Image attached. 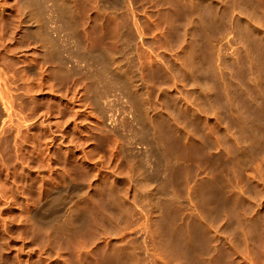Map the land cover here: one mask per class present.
I'll list each match as a JSON object with an SVG mask.
<instances>
[{
  "label": "bare ground",
  "instance_id": "6f19581e",
  "mask_svg": "<svg viewBox=\"0 0 264 264\" xmlns=\"http://www.w3.org/2000/svg\"><path fill=\"white\" fill-rule=\"evenodd\" d=\"M30 1L16 2L11 41L24 33L30 40L24 43L35 45L40 51L36 55L49 62L60 54L55 58L54 33L66 45L74 41L80 50L82 33L92 50L72 55V44V54L64 58L70 64L59 58L56 70L24 61L19 70L16 67L21 73L17 79L19 74L11 72V54L22 48L8 51L0 30V249L10 250L12 220L35 222L49 199L68 195L74 175L71 162L72 170L73 163L84 165L98 181L96 204L86 203L82 210L69 204L49 225L72 231L90 224L88 231H81L82 238L67 254V238L63 237L65 245L59 241L63 249L54 238L47 237L49 244L42 236L37 241V228L31 230L30 224L29 237L33 234L34 240L31 237L27 244L18 235L19 249L13 251L17 264H30L31 252L39 251L34 245L51 247V241L57 249L53 254L48 247L49 253L45 251L53 257L39 251L51 259L48 264H264V0H33L40 8L38 15L27 5ZM2 5L0 17L7 15ZM92 17L99 19L98 26L105 23L101 28L107 30L106 40L91 35ZM110 39L130 45L132 55L122 50L125 45L117 52L107 51L102 42ZM91 55H98L97 71L99 63ZM88 60L97 63L89 79L104 82L98 87L103 88L99 98L117 89L125 99L119 101L117 116L91 109L96 98L90 89V107L80 77L65 79L59 74L52 79L48 74L50 69L56 74L66 68L79 75L94 67ZM31 70L37 72L36 81ZM124 125L130 135L119 146L123 136L117 133ZM108 135L121 140L111 141ZM93 136L107 142L102 154L95 151L103 146L99 148L98 140L91 149L96 153L89 152ZM8 146L13 161L6 155ZM16 195L23 211L14 220L13 210L20 208ZM86 210L91 222L84 218L87 212L82 215Z\"/></svg>",
  "mask_w": 264,
  "mask_h": 264
},
{
  "label": "rangeland",
  "instance_id": "374dc122",
  "mask_svg": "<svg viewBox=\"0 0 264 264\" xmlns=\"http://www.w3.org/2000/svg\"><path fill=\"white\" fill-rule=\"evenodd\" d=\"M17 1H18V0H0V4H1V5L3 4V5H2V8H4V10L6 11L5 14H7V15H4L3 17H0V30L2 29V30L4 31V34H5L3 42H4V44L6 45V49L8 48V49H7L8 51H9V50H12V49H13V50H14V49L18 50L17 48H20V46H21V48L23 49V50L20 49V50H18V51H15V50H14V53H15V54H11L12 56H14V57L12 58L13 61H14V59H15V61L13 62V63H15V64H14V68H12V69H15V70L13 71V70L11 69V70H12L11 72L15 73V75H16V74H19V75L17 76V79H18V78L20 77L21 73H19V72H17V71L20 69V66H22L24 63H26V62L29 61V60L35 62V63H34V66H35L36 68L38 67V69H39V66H40V64H41V65L44 66V67L47 66V68L53 66V68H55V70H56V68L60 66V65L57 66V65H58V64H57V61H59L60 59H61V61H65L64 63H65L66 65H67V62H68V64H70L69 61H67V60L64 59V58H65L67 55H69L71 52H72V53H73L74 51L76 52V50H77V52H78L80 49H77L78 46H76V44H73L74 41L70 43L71 40L68 41V43H67V45H66L65 41L60 40L61 38L59 39V37H56V36H59L58 34H55V33H54V34H53V37H55V38H54V39L52 38V39H53V42H55V43H53L54 46H55V49H56V51H55L56 54L54 55L55 58H56V55H57L58 53H60V54H58L60 57L57 56L58 59H59V58H60V59H59V60L57 59V61H56V60L53 61L54 64H53V62H49V61H47V60H42L41 57H39L38 55H36V53H37V54H40V51H39L38 48L35 47V45H34V47L32 48L33 45H31V44H25V43H27V40L29 41L28 43H30V40L27 38V36L23 35L24 33L22 34V33L18 32V33H17L18 35H17L16 32H15L14 34H16V35H15L16 38H15V40H12V41H11V39H10V36H11V35H9V33L13 34L12 31L14 30V25H15V22H16V21H15V20H16V12H15V7H16V6H15V5H16V2H17ZM32 2H34L36 5H35L34 3H32ZM153 2H157V0H156V1H155V0H152V3H153ZM29 3H30V5H28ZM51 3H52V2L50 1L48 4H51ZM32 4H33V5H32ZM37 4H38V3H37L36 1H33V0L27 3V5L29 6V8H30V6H31V9L34 11V13H35L36 15L40 14V12H39V11H40V8H39V9H38L37 7H36L37 9L35 8V6H37ZM38 7H39V5H38ZM14 13H15V14H14ZM78 15H79V13H78ZM1 19H3V20H1ZM12 19H13V20H12ZM92 19H95V21H94V20L92 21ZM79 20H80V19H79ZM79 20H78V26H79V24H81V21H79ZM98 21H99V19H96L95 17H92V18H91L90 22H91L92 24H91V25L89 24V26H90V27L92 26V27L94 28V30H92L93 32L95 31V34H92V32H91V35H92V36L95 35L96 37H97V36H98V37L100 36V37H102V38L104 37L105 39H102V41H104V40H106V37L108 38L107 34H104L105 31H107V30L104 31V29H106V28H105V27L101 28L102 26H104L103 24H105V23H102V21H101L100 24H102V26H98V25H97V24L99 23ZM95 22H96L97 24H96ZM93 23H94L95 25H94ZM100 24H99V25H100ZM105 26H106V25H105ZM11 27H12V28H11ZM92 27H91V29H93ZM80 28H81V27L79 26V31L81 32V29H80ZM98 28H99V29H98ZM12 29H13V30H12ZM99 31H100L101 33H100ZM103 31H104V33H103ZM102 33H103V36H101ZM79 34H80V41H81V42L83 41V42L80 44V46L82 47V49H81L80 51H82V52H83V50H84V51H85V50L88 51V49L91 48V47H88V44H89V43H88L87 41L85 42V38H84V36L81 35L82 33H79ZM96 34H97V35H96ZM104 35H105L106 37H105ZM92 36H91V37H92ZM96 37H93V38H96ZM24 41H25V43H24ZM102 41H101V42H102ZM111 41H112V40L110 39V40H108V41L102 42V44L104 43V45H103L102 47H104L105 49L108 47L109 49L107 48V49H108V50L106 49L107 51H109V50L111 49L110 52H112V51H113V52H114V51L117 52V50H118V51L120 50V47L122 48V47L125 45L126 47L124 46L122 50H123L126 54L128 53L129 56L132 55V52H131L132 50H131V48H130V49L128 48V47H131L130 45L125 44L124 41L122 42L121 40H120V41H118V40H117V41H116V40H113L115 43H114V42H111ZM15 42H16V43H15ZM66 42H67V41H66ZM110 42H111V43H110ZM118 42H120V43H118ZM121 42L124 43V44H121ZM1 43H2V41L0 40V45H1ZM85 43L87 44V46H86ZM55 44H56V45H55ZM58 44H59V45H58ZM72 44H73L74 46H73ZM99 44H101V43H99ZM102 44H101V45H102ZM106 44H108V45H106ZM157 44H159V43L157 42L156 45H157ZM26 45H28L29 47H25ZM30 45H31V46H30ZM69 45H70V46H69ZM82 45H83V46H82ZM101 45H100V46H101ZM109 45H111V46H109ZM120 45H121V46H120ZM156 45H155V47H156ZM23 46H24L25 49L23 48ZM66 46H67V48H65ZM72 46H73L74 48H76V49H74ZM100 46L98 45V47H97V46H94V47H97V48L99 49ZM117 46H119V47H117ZM127 46H128V47H127ZM157 46H159V45H157ZM69 47H70V49H69ZM83 47H84V48H83ZM85 47H86V48H85ZM64 48H65V49H64ZM71 48H73L72 51H71ZM87 48H88V49H87ZM97 48H96V49H97ZM127 48H128V49H127ZM93 49H94V48H93ZM98 49H97V50H98ZM114 49H116V50H114ZM124 49H126L127 52H126V50H124ZM156 49H157V47H156ZM25 50H26V51L28 50L27 53H29V50H30V51H31L30 54L25 53V52H26ZM37 50H38V51H37ZM64 50H65V51H64ZM67 50H68V51H67ZM91 50H92V48H91ZM21 51H23V52H21ZM32 51H33V52L35 51V52L33 53ZM59 51H60V52H59ZM70 51H71V52H70ZM17 52H18V53L21 52L20 55H19V54H16ZM66 52H67V53H66ZM68 52H69V53H68ZM75 52H74L73 54H72V53H71V54L74 55ZM94 52H97V51L95 50V51L91 52V54H93ZM113 52H112V53H113ZM130 52H131V53H130ZM22 53H25V54H26L27 60H26V57H24L25 55L23 56ZM31 53H33V54H31ZM21 54H22V56H21ZM94 54H95V53H94ZM130 54H131V55H130ZM9 55H10V54H9ZM16 55H17V56L19 55V56L17 57ZM27 55H31V56L28 57ZM128 55H127V56H128ZM12 56H11V57H12ZM129 56H128V58H129ZM16 57L18 58V60H19L21 57L24 58V60H22V62H21V60H19V61H20V62H19V61L17 60ZM35 57H36L37 59H36ZM38 57H39V58H38ZM62 57H63V58H62ZM90 57H92V58H93V57L96 58L95 61L98 62L99 65H98V66L95 65V64H97V63H96L95 61H92L93 59L91 60L93 63H90V61H89L90 59H89V57H88V59H89V60H88L89 63H90V64H94V67H92V65H91V67H89L90 70H89V68H86L85 70L83 69L84 71H83V70L78 71V74H79V75L75 74L76 76H74L72 73H69V71L65 70L66 68H64V70L66 71L65 73H64V70L62 69L63 73H62V71H61V72H60V71H56V74H55V73H54V72H55L54 69H53V70L50 69V70L48 71V74H49V75L52 74V75H50V77L53 76V75H55L56 77H60V75H61V76H62L63 78H65V79H71L70 77H77V76L80 77V78H81V82H82V84H83V87H84V89H86L85 92H86V94L88 93V94L86 95V96H87V99H88V97H89L88 101L90 102V101L92 100L93 97L96 98V99H95L96 102H94V105H93V106L96 107V108H93V106L91 105V104H93V103H91V102L89 103V102H88V103L90 104V107L92 106L91 109H92V110H95V111H97V112H99L100 114L102 113V114L109 115V116H110V115L117 116V115L119 114V110H120V107H121V104H120V103H121L122 101H124L125 99H122V100H121V97H122V96H121L120 92H119L117 89L112 90V91H111L112 94L107 93L108 95H105L106 97H105L104 95H103V96L100 95L101 97L99 98L98 95L101 94V91H102V89H103V88H102V89H99V88L104 87V82H103V81H98V82H100L99 84H98L97 81L93 82L91 79H89V75H90V72H89V71H94L95 68L98 67V68L95 70V71H97L101 66H100V62L98 61L99 58H97L98 55H95V56H94V55H93V56L91 55ZM22 58H21V59H22ZM132 58H133V56H132ZM132 58L130 57V59H132ZM38 59H39V60H38ZM40 59H41V60H40ZM63 59H64V60H63ZM168 59H169V58H168ZM168 59H167V61H168ZM16 60H17V63H16ZM36 60H37V61H36ZM24 61H26V62H24ZM37 62H38V64H37ZM169 62H170V61H168V63H169ZM21 63H22V65H19V64H21ZM16 64H17L18 66H17ZM35 64H36V65H35ZM52 64H53V65H52ZM83 64H85V63L82 62V65H83ZM171 64H172V62H171ZM15 65H16V66H15ZM45 65H46V66H45ZM66 65H64V66H66ZM174 65H175V63H174ZM174 65H171V66H174ZM48 66H49V67H48ZM55 66H57V67H55ZM62 66H63V64H62ZM64 66H63V67H64ZM95 66H97V67H95ZM2 67H3V66H2ZM16 67H17V69H18V68H19V69L17 70ZM35 67H34V68H35ZM63 67H61V68H63ZM174 67H175V66H174ZM36 68H35V69H36ZM61 68H60V70H61ZM93 68H94V69H93ZM177 68H178V67H177ZM177 68H174L175 72H176V69H177ZM4 70H6V69L4 68ZM16 70H17V71H16ZM9 71H10V70H9ZM31 71H32V72H31V73H32V76H34V73H35V74L37 73V72H36L37 69H36V71H34V70H31ZM85 71H88V72H85ZM177 71H178V70H177ZM0 72H1V70H0ZM3 72H4V73H5V72H8V70H7V71H3ZM3 72H2V73H3ZM16 72H17V73H16ZM67 72L69 73V75H68ZM81 72H82V73H81ZM84 72H85V73H84ZM4 73H3V74H4ZM9 73H10V72H9ZM31 73L28 72V74H26V76L28 75V78H31V77H32V76H31ZM87 73H89V74H87ZM91 73H92V72H91ZM5 74H8V73H5ZM29 74H30V77H29ZM59 74H60V75H59ZM64 74H65L66 76H65ZM1 75H2V74L0 73V76H1ZM85 75H86V76H85ZM55 76H54V77H55ZM35 77H37V76H34V77H32L31 79H34ZM166 77H167V75H165V78H164L165 81H166V79H167ZM15 78H16V77H15ZM45 78H46V77H45ZM51 78L53 79V77H51ZM52 79H51V81H52ZM88 79H89V81H88ZM34 81H36V80L34 79ZM102 82H103V84H102ZM34 83H35V82H34ZM16 84H17L18 86H22V87H23V85H21L22 82L19 81V80L16 81ZM19 84H20V85H19ZM87 84H88V85H87ZM97 84H98V85H97ZM18 86H17V87H18ZM88 86H89L90 88H89ZM99 86H100V87H99ZM87 87L89 88V90L91 89L92 92H91V90L88 91ZM95 87H96L97 91H94V90H95V89H94ZM98 87H99V88H98ZM19 88H21V87H19ZM98 89H99L100 91H98ZM20 91H21V90H20ZM115 91L119 92V93H118L119 96L117 95V92H115ZM89 92H91L90 94H91L92 98H90L91 96H90ZM113 94H116V95H113ZM0 95H1V94H0ZM48 95H49V94H48ZM1 96H2V95H1ZM1 96H0V99H1ZM96 96H97V97H96ZM114 96H115V97H114ZM94 98H93V99H94ZM101 98H103V99H101ZM117 98H118V99H117ZM119 98H120V99H119ZM122 98H123V97H122ZM90 99H91V100H90ZM93 101H94V100H93ZM93 101H92V102H93ZM99 101H100V102H99ZM110 101H111V102H110ZM119 101H120V103H119ZM45 102H46V99H45L44 102L42 103V104H43V107H45V105H46ZM95 103H96V105H95ZM111 106H112V107H111ZM118 108H119V109H118ZM96 109H97V110H96ZM114 109H115L116 111H115ZM100 111H101V112H100ZM93 112H94V111H93ZM95 114H97V113H95ZM92 115H93V113H92ZM97 115H98V114H97ZM122 130H123V131H122ZM119 131H120V132H119ZM119 131H118V133H117V136H119V135L121 134L120 136H121V137L123 136V137H122V141H119L120 138H116V137H115L116 135H115V136H110V135H108L107 137H109V138L111 137L110 140L115 138V141H116V140H117V142L119 141L117 144L120 146V145H122L123 143L125 144V143L128 141L127 138H129V135H130V132H129V131H130V128H129L128 125H124ZM123 134H124V135H123ZM93 137H94V136H93ZM96 137H97V136H96ZM112 137H114V138H112ZM125 138H126L127 140H126ZM94 139H95V137L92 138V139L90 140V141H92V142H90V143H92V144L89 145V147H90V150L88 149L89 152L92 151V150L94 151V149H93V145L95 144L94 146H98V141H99V148H100L101 144H102L103 146H101V149H98V150H95V151H97L99 154H102V153L104 152L102 148H104L105 146L107 147V145H106L107 142L105 141V142H106V144H105V142L103 143L102 141H100V140H98V139H95L96 142H97V145H96ZM123 139H124V140H123ZM93 140H94V141H93ZM97 140H98V141H97ZM120 140H121V139H120ZM125 140H126V141H125ZM111 141H112V140H111ZM123 141H124V142H123ZM101 142H102V143H101ZM121 142H123V143L121 144ZM104 144H105V145H104ZM8 147H10V146H8ZM8 147L6 148V150L8 151V150L11 148V150L8 151V153H9V152H11V153H9V154L7 153L6 155H8L7 157H8L9 159L11 158L12 161H13V158H14V157H13V156H14V154H13V149H12V147H10V148H8ZM89 147H88V148H89ZM91 147H92V148H91ZM91 149H92V150H91ZM104 149L106 150L107 148H104ZM6 150H5V152H7ZM101 150H102V151H101ZM93 151H92V152H93ZM92 152H90V153H92ZM94 153H96V152H93L92 154H94ZM11 154H12V155H11ZM130 155H131V154H130ZM9 156H11V157H9ZM133 156H135V158H136L137 160H140V159H141L140 156H137V155H135V154H133ZM90 157H91V155H90ZM12 161L10 160V163H11ZM72 163H73V162H72ZM73 164H74V169H75V170H72L73 168H71V167H72L73 165H72L71 162H70V165H71V166H69V168H70L69 171H70V172H71V171H72V172L74 171L73 174H74V175H75V174L78 175V177H77V175L74 176V175L71 173V176H70V177H72V175H73V179H74V177H75L74 180L71 178V180H72L73 183H75V184L72 185L73 183H71V185H70L71 188H69V193H70V194L68 193V195H70V196L73 197V198H71V197L68 196V195H67V196L64 195V196H61V198L59 197V199L56 198L57 200H55V199H54V200H53V199H49L50 201H49V200L47 201L46 206L44 207V209H42V211H41V213H40V215H39V216L41 217V219L44 220V222H43V220H41L40 217L38 216L39 218L37 217L38 219L36 218V221H35V222H32V221H31V223H26V224H25V222H21V224L18 223V221H17L18 219H17V217H16V213L18 214L19 212L23 211V209H21V208L23 207V204H21L22 202H20V201H22V200L18 199L19 197L16 195V197H17L16 199H17V201H19V206H18L17 208L20 207V204H21L22 207L19 208V209H21V210H19V209H14V210H13V212L15 211V213H14L15 215H14V216H15L16 218H13V216H12L11 218L14 219V220H15V219H17V220L13 221V220L10 218L9 221L12 220L13 223H12V222L9 223V221H8V223L11 224V225H9V224H8V225L12 227V228L10 229V227L8 226V228H9V231H11L10 234L13 233V236H14L13 238H14V240H12V242L9 241L10 243H12V244L9 243V244L11 245V246H10V250H7V249H0V250H3V251H0L1 254H2V255L0 254V257L2 256V257L0 258V264H2V263H3V264H17V260L14 259L13 256L15 255V254H14V252H15L14 250H15L16 248H18V246L20 245V243H19L18 241H19L20 239L23 238L24 243L27 242V244H28L29 241H31V237H32V235H33V234H32V235H30V237H29V233L31 234L33 231H34L33 233L36 234V235H34V237L36 236L35 239H37L38 237L40 238V236H42L43 239H42V238H40V239L44 240L45 243H47L46 240H47V241H50V240H52L53 238L55 239V240L53 239L54 242H56L55 244H58L59 241L62 242L64 245H65V243H69V244H67L68 246L65 245V247H63L62 243H59V245H60V244L62 245V247L64 248V250H65V252H66L67 254H68V253H71L70 250L72 249V245H73V243H74L77 239L82 238L83 233H86V232L88 231L87 229H89L88 227L90 226V224H89V226H87L88 224H86V223H84V222L87 221V223H88V222H89L88 220H90V217L92 216V214H91V216H90V214L88 215V211H87V210L84 211L83 214H82V215L84 216V213L87 212V214L85 213L87 216L84 217V218H85V219H87V217L89 218L88 220H85L84 218L82 219V221L84 220V222H83L82 224H83V225L86 224V227H83V226H82L81 228H78V229L73 228L72 231H71V228H67V229L63 228V229H65V230H62L61 227H60V229L58 228V229L54 230V229L57 228V227L54 228L52 225H51V226L49 225V223L52 224V223H54V220H56L57 218L59 219V218L61 217V215L63 214L62 212H64L65 209H66L68 206H70L69 204H71L74 208H77V210H82V209H83V206H85L86 203L88 204V206H90L89 204H91L92 202L94 203L95 201H97V195H96V189H95L96 186H95V185L97 184L98 181L96 180V178L92 177L90 170H89L86 166H85V169H88V171L85 170V169H83L84 165H83V167H82V166L80 167V164H76V163H73ZM9 165H10V164H9ZM77 167L80 169V171H79V169H78ZM76 169H77V170H76ZM81 170L86 171L87 176H86V175H83V176H82L81 172H82L83 174H86V173L83 172V171H81ZM70 172H69V174H70ZM76 172H77V173H76ZM88 173H90V174H88ZM80 175H81V176H80ZM88 175H90V176H88ZM81 177H82L83 182H82V180H81ZM85 177H86V178H85ZM87 177H90L91 179H90V178H87ZM79 178H80V179H79ZM84 178H85V179H84ZM77 179H78L79 181H78ZM75 180H76L77 183L75 182ZM80 180H81V181H80ZM86 180H87V181H86ZM90 180H91V181H90ZM72 181H71V182H72ZM85 181H86V182L89 181V182L86 183ZM94 181H95V183H94ZM80 182H82L83 184L80 183ZM79 183H80L81 185L87 184L88 186H86V188H85V185H84V186H82V188H81V185H80ZM92 183H93V184H92ZM94 184H95V185H94ZM93 185H94V186H93ZM70 186H69V187H70ZM89 186H90V187H89ZM79 187H80V188H79ZM72 188H73V190H72ZM93 188H94V189H93ZM61 189H62V188H61ZM83 189H84V191H83ZM78 190H79V193H78ZM85 190H86V191H85ZM92 190H93V191H92ZM75 191H76V194L74 193ZM77 193H78V194H77ZM85 194H86V195H85ZM13 195L15 196V193H13ZM76 195H77V197H76ZM81 195H83L84 197L81 196ZM87 195H88V196H87ZM90 195H91V196H90ZM92 195H95V196H92ZM75 197L77 198V200H76ZM80 197H81V198H80ZM62 198H63V199H62ZM67 198H68V200H67ZM74 198H75V199H74ZM92 198H93V199H92ZM64 199H65V200H64ZM78 199H79V201H78ZM91 199H92V200H91ZM94 199H95V200H94ZM60 200H62V201H60ZM63 200H64V201H63ZM70 200H71V201H70ZM73 201H74V202H73ZM54 202H55V203H54ZM77 202H78V203H77ZM80 202H81V203H80ZM82 202H84L85 204L82 203ZM89 202H90V203H89ZM72 203H73V204H72ZM93 203L91 204V206L93 205ZM83 204H84V205H83ZM95 204H96V202H95ZM47 205H48V209H49V210L46 209V208H47ZM79 205H81V206H79ZM92 207H94V206H92ZM78 208H79V209H78ZM47 210H48V211H47ZM44 211H45V212H44ZM46 212H47L48 214H50V215H48ZM22 213H23V212H22ZM23 214H25V213H23ZM56 214H57V215H56ZM59 214H60V216H59ZM19 215H20V213H19ZM52 216H54V218H53ZM55 216H56L57 218H56ZM58 216H59V217H58ZM83 216H82V217H83ZM42 217H43V218H42ZM48 218H49V219H48ZM51 218H52V220H50ZM39 219H40V220H39ZM47 219H48V221H47ZM58 219H57V220H58ZM37 221H39V222H37ZM40 221H41V222H40ZM45 221L48 222V225L46 224ZM42 222H43V223H42ZM90 222H91V220H90ZM90 222H89V223H90ZM16 223H18V224H16ZM23 223H24V224H23ZM40 223H41V224H40ZM44 223L46 224V226H45ZM30 224H31V230H32V228H33V229H34V228H35V229H36V228L38 229L39 227H40L41 229H40V228L38 229L39 232L37 231V229H36V231H35V230L30 231V229L28 228V227H30V226H28V225H30ZM34 224L36 225L35 227H34ZM42 224H43V225H42ZM17 225L19 226V228H18ZM38 225H39V227H38ZM26 226H27V227H26ZM41 226H43V227L46 228V229L44 230V228H42ZM49 227H50V228H49ZM52 227H53V228H52ZM16 228H17L19 231H18ZM22 228H23V229H22ZM47 228H48L50 231L47 230ZM85 228H87V229H85ZM28 229H29V230H28ZM80 229H81V230H80ZM15 230H16V231H15ZM26 230H27V231H26ZM40 230H41V231H40ZM43 230H44V231H43ZM57 230H58V231H57ZM61 230H62L63 232H62ZM73 230H74V231H73ZM78 230H80V231L78 232ZM82 230H84V231H82ZM13 231H14V232H13ZM28 231H29V232H28ZM46 231H48V233H49V234H52V235H51V236H50V235H47L48 233H47ZM51 231H52V233H50ZM81 231H82L83 233H82ZM15 232H16V233H15ZM17 232H18V233H17ZM22 232H23V233L25 232V235L22 234L24 237L21 235ZM26 232H28V233H26ZM44 232H45L46 234H45ZM55 232H56V233H55ZM58 232H59L60 234H59ZM76 232L79 233V234H77ZM57 233H58V234H57ZM68 233H69L70 235H69ZM74 233H75V234H74ZM81 233H82V234H81ZM26 234H27V235H26ZM41 234H42V235H41ZM55 234H56V235H55ZM65 234H66V235H65ZM18 235L21 236L22 238H21V237H20V238H17V237H19ZM37 235H38V236H37ZM43 235H44V236H43ZM46 235H47V236H46ZM64 235H65V236H64ZM80 235H81V236H80ZM26 236H27V237H26ZM55 236L58 237V238H55ZM25 237H26V238L29 237L30 240H29V239H26ZM34 237H32L33 240H34ZM47 237H48L50 240H49ZM63 237H64V238H67V240H66V239H63ZM39 238L37 239V241H41ZM25 239H26V240H25ZM64 240H66L65 243H64ZM68 240H70V241L68 242ZM13 241H15V243H13ZM20 241H21V240H20ZM37 241L35 240L34 242L37 243ZM44 241H43V242H44ZM71 241H73L72 244H70ZM54 242L51 241V244L53 243V246H57V245H54ZM40 244H42V242H41V243H37L36 245H34V247H35V246L37 247V246L39 245V246H42V247L45 246L46 248L44 247V249H42V248L40 247L41 249H39V247H38V248L35 247V248H33V249H36V250H39V251L41 250V252H42V253H45V254H46L45 249L47 250L48 253H49V251L51 250V254H53L54 251H55L57 248L61 247V245H60V246L58 245L57 248L54 249V247H53L52 245H50L51 247H53V248H52V249H53V252H52V249H51V247H49V245L46 246V244H44V243H43L42 245H40ZM47 244H49V243H47ZM12 245H15V246H12ZM17 245H18V246H17ZM70 245H71V246H70ZM16 246H17V247H16ZM28 246H29V245H28ZM66 246H67V247H66ZM69 246H70V247H69ZM12 247H13V248H12ZM29 247H31V244H30ZM47 247L50 248L49 251H48V248H47ZM62 247H61V248H62ZM11 248H12V249H11ZM63 248H62V249H63ZM68 248H69V249H68ZM18 249H19V248H18ZM67 249H68V250H67ZM6 250H7V251H6ZM43 250H44V251H43ZM13 251H14V252H13ZM34 251H35V250H33V252H31V254L28 253V254H30V257L32 256L31 258H29V260H30V259H34V260H33L34 262H33L32 260H30V261H32V262L29 261L30 264H42V263L45 261V259H46V261H47V258L49 257V255L52 256L51 254H48V255L46 254L48 257L45 258V255H44V254L42 255L41 252L38 251V252L41 254V256H44V257H41L40 255H38L39 257H37V258H38V259H37V258H34V257H35L34 254L36 255V254H39V253H38V252L36 253V251H35V253H34ZM71 251H72V250H71ZM5 252H6V253H5ZM11 253H12V254H11ZM33 253H34V254H33ZM13 254H14V255H13ZM23 254H25V251H24ZM23 254H22V253L19 254V255H20L19 257L22 258V259H20V260H23V263H24L25 260L23 259ZM26 254H27V252H26ZM26 254H25V255H26ZM21 255H22V256H21ZM52 257H53V256H52ZM52 257H51V258H52ZM2 258H3V259H2ZM9 258H10V259H9ZM24 258H26V256H24ZM39 258H43L44 261H43V260H42V261L39 260ZM44 258H45V259H44ZM49 258H50V257H49ZM7 259H8L9 261H8ZM11 259H12V260H11ZM35 259H36V260H35ZM13 260H14V261H13ZM37 260H38V261H37ZM6 261H7V262H6ZM12 261H13V262H12ZM36 261H37V262H36ZM40 261H41L42 263H41ZM46 261H45V262H46ZM48 261H51V259L48 260ZM48 261L46 262V264H48ZM11 262H12V263H11ZM21 263H22V262H21ZM97 263H99V262H97ZM97 263H96V264H97ZM100 263H101V262H100ZM24 264H25V263H24ZM44 264H45V263H44ZM88 264H89V263H88ZM90 264H94V263H90Z\"/></svg>",
  "mask_w": 264,
  "mask_h": 264
}]
</instances>
